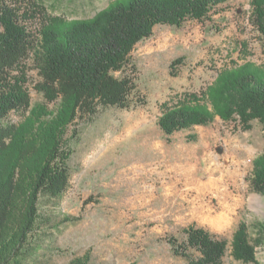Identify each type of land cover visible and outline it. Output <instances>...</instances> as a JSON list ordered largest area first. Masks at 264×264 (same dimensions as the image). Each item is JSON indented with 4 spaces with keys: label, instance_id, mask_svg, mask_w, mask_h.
<instances>
[{
    "label": "rangeland",
    "instance_id": "obj_1",
    "mask_svg": "<svg viewBox=\"0 0 264 264\" xmlns=\"http://www.w3.org/2000/svg\"><path fill=\"white\" fill-rule=\"evenodd\" d=\"M32 1L45 15L71 21L93 19L117 0ZM250 1L231 0L182 28L158 26L136 46L133 100L139 103L78 122L81 134L68 162L70 188L60 200L42 198L44 220L19 264H188L167 241H183L189 226L228 243L223 264H245L232 257L231 242L240 223L249 226L253 240V225L264 224V197L251 186L253 161L264 154V125L254 120L246 130L238 118L216 117L208 126L168 137L158 120L163 105L207 90L219 72L248 62L264 67V40ZM177 59L182 64L172 76ZM25 66L31 103H43L34 89L40 82L35 63L30 58ZM9 120L19 122L20 116ZM66 217L77 220L62 224ZM262 242L256 248L259 264Z\"/></svg>",
    "mask_w": 264,
    "mask_h": 264
},
{
    "label": "trees",
    "instance_id": "obj_2",
    "mask_svg": "<svg viewBox=\"0 0 264 264\" xmlns=\"http://www.w3.org/2000/svg\"><path fill=\"white\" fill-rule=\"evenodd\" d=\"M229 1L117 0L93 19L69 21L45 15L32 0H0V264L20 263L44 220L42 198L60 200L70 188L68 162L81 134L78 122H92L104 109L125 110L139 103L133 100L137 67L131 54L136 46L158 26L202 22ZM250 5L264 40V0ZM30 58L40 78L34 89L44 99L34 105L25 66ZM180 64L182 59L173 61L172 76ZM162 110L158 126L168 137L208 126L216 117L226 122L238 118L246 130L254 120L264 125V67L248 62L225 69L207 90L186 93ZM12 114L20 121H10ZM187 139L194 141V136ZM253 166L252 189L264 197V154ZM75 220L66 217L62 224ZM253 228L254 240L244 222L235 231L231 255L236 261L259 264L256 248L264 241V224ZM183 233V241H167L175 256L188 264H223L225 240L194 226Z\"/></svg>",
    "mask_w": 264,
    "mask_h": 264
}]
</instances>
